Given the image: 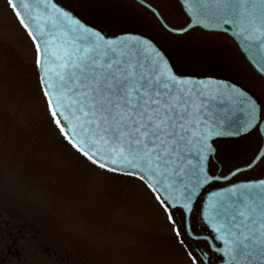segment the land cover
I'll use <instances>...</instances> for the list:
<instances>
[{
	"label": "snow or ice",
	"instance_id": "obj_1",
	"mask_svg": "<svg viewBox=\"0 0 264 264\" xmlns=\"http://www.w3.org/2000/svg\"><path fill=\"white\" fill-rule=\"evenodd\" d=\"M5 3L32 43L39 91L64 140L97 168L139 181L176 242L187 245L189 264H214V256L221 264H264V179H230L264 163V148L244 169L217 174L211 166L217 138L264 133V105L235 85L206 96L205 82L177 74L151 39L109 38L60 0ZM182 6L188 28L231 30L264 73V0H182ZM218 96L220 107L211 112ZM227 100L240 107L239 123ZM221 182L226 186L208 190ZM197 201L199 232L191 219Z\"/></svg>",
	"mask_w": 264,
	"mask_h": 264
},
{
	"label": "rangeland",
	"instance_id": "obj_2",
	"mask_svg": "<svg viewBox=\"0 0 264 264\" xmlns=\"http://www.w3.org/2000/svg\"><path fill=\"white\" fill-rule=\"evenodd\" d=\"M110 1L144 21L153 35L182 47V61L219 65L228 74L241 66L259 80L223 36L201 31L173 35L131 1ZM154 2H168L177 10L161 8L171 24L182 14L177 0ZM214 44L219 52L208 59L215 62L201 58L213 54ZM0 212L16 224L24 215L36 222L20 241L30 246L22 251L27 257L0 264H189L185 247L169 233L170 225L142 184L92 165L50 122L34 48L5 0H0Z\"/></svg>",
	"mask_w": 264,
	"mask_h": 264
},
{
	"label": "water",
	"instance_id": "obj_3",
	"mask_svg": "<svg viewBox=\"0 0 264 264\" xmlns=\"http://www.w3.org/2000/svg\"><path fill=\"white\" fill-rule=\"evenodd\" d=\"M182 1V0H181ZM99 31V30H98ZM230 34H231V30L228 31ZM232 35V34H231ZM116 37H119V36H116ZM145 37V36H143ZM112 38H115V37H112ZM147 38V37H145ZM236 39V38H235ZM239 43V39H236ZM240 45L246 50V45L244 44H241ZM247 53V52H246ZM248 55V53H247ZM249 56V55H248ZM250 57V56H249ZM253 61V59H259V57H250ZM254 64V63H253ZM255 65V64H254ZM256 66V65H255ZM196 81H204L205 82V85L207 87L204 88V91H205V94L206 96L208 97H211V96H215L216 95V92H217V88L219 87V90L221 93H226L227 90L229 88H231V84L227 83V82H222L221 81H215L213 79H194ZM191 86V85H190ZM196 87H202V86H199V85H196ZM238 89H241L239 87H236ZM242 91H244L243 89H241ZM246 92V91H244ZM247 93V92H246ZM249 96H251L249 93H247ZM252 97V96H251ZM253 98V97H252ZM254 99V98H253ZM220 104H221V97H217V99L215 100H212L211 104L209 105V110L211 112H217L219 107H220ZM227 106L228 108L230 109V112H231V119L236 122V123H239L240 121H242L244 119L241 111H240V107L235 104V103H232L231 100H227ZM220 115H223V113H220ZM206 198V197H205Z\"/></svg>",
	"mask_w": 264,
	"mask_h": 264
},
{
	"label": "flooded vegetation",
	"instance_id": "obj_4",
	"mask_svg": "<svg viewBox=\"0 0 264 264\" xmlns=\"http://www.w3.org/2000/svg\"><path fill=\"white\" fill-rule=\"evenodd\" d=\"M63 2H65L66 4H68L69 2L68 1H70L71 3H69V4H78L79 5V0H62ZM83 1H86L87 3H93L94 5L96 4V2H93V1H90V0H83ZM129 1H131V3H134L135 4V2L133 1V0H129ZM77 2V3H76ZM87 13L88 14H90V15H87ZM81 14L84 16V17H86V18H94L96 15H91V13L90 12H87V9L86 10H83V11H81ZM113 15H115L116 16V13L115 12H111V14H110V17H112ZM116 19L119 21L118 23H115L114 21H112L113 22V25H114V27H116V28H121V27H126L128 24H126L125 22H128V19H126V18H124V17H121V19H118L117 18V16H116ZM105 20H107V19H105ZM182 22V20H181V18H179L175 23L176 24H178V23H181ZM102 28H104V29H107V30H109L110 28H108V27H106V26H104V25H100ZM137 29H139V30H146V29H143V28H140V27H137ZM213 259H214V257H213Z\"/></svg>",
	"mask_w": 264,
	"mask_h": 264
}]
</instances>
